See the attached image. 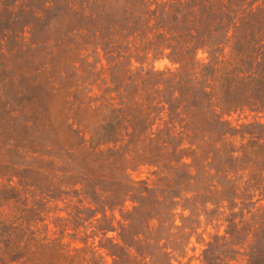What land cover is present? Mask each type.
<instances>
[{"label": "trees", "instance_id": "obj_1", "mask_svg": "<svg viewBox=\"0 0 264 264\" xmlns=\"http://www.w3.org/2000/svg\"><path fill=\"white\" fill-rule=\"evenodd\" d=\"M259 115L264 0H0V264H264Z\"/></svg>", "mask_w": 264, "mask_h": 264}, {"label": "rangeland", "instance_id": "obj_2", "mask_svg": "<svg viewBox=\"0 0 264 264\" xmlns=\"http://www.w3.org/2000/svg\"><path fill=\"white\" fill-rule=\"evenodd\" d=\"M197 57L203 56V54L200 51H197L196 53ZM90 59V58H89ZM101 62L103 63V60H101ZM142 65L143 67L147 68V67H152L153 69H163V68H173L175 65L171 64L165 57H161V58H157V59H150V54H147V57L143 58L141 63L138 62L137 60L134 59V57L130 58V67L132 69L136 68L139 65ZM98 67V64L97 66ZM244 115V113L239 115V118L237 120V122H241V121H246L249 120L250 117L249 115L247 117H242ZM230 120H234V118H236V114L231 115L230 117H228ZM258 119L262 122H264V116L263 115H259ZM234 122V121H233ZM146 173V168L142 165L138 166L137 169H135L134 171L130 172V176L133 179H138L142 176H144ZM256 196H254L253 198H255ZM254 205H260V204H264V198L260 199L259 201H254ZM70 204H74V201H70ZM53 204V203H51ZM67 201H56L55 202V207L56 210L50 211L48 213L45 214L44 216V221L47 224V236H49L50 238L56 237L57 233L55 228L52 225V218L55 215L58 216H64L66 214V212L68 211V207L66 206ZM130 206V203L128 201L124 202L122 206L120 207H116L113 209L112 214L114 216L115 219H119V214L120 212L125 211L126 209H128ZM209 207V206H208ZM219 211H222L225 209L220 208L218 209ZM176 212H179V208H177ZM106 213L108 214L109 212L106 211ZM187 211H182V214H186ZM199 219V223L197 225V227L194 229V231L191 233V235L188 237V242L186 243V245L184 246V251L181 254H176L174 256V259L172 260V264H200V251L204 246L205 241L208 239V235L213 233L214 231H217L218 233H221L224 227V223L221 222L220 219H216V220H212L210 222H206L203 215H199L198 217ZM175 223H178V217H175L174 220ZM114 235L113 232H107L105 236H111ZM80 236V235H79ZM105 236H101L99 234H96L92 237H87L85 243L81 242L79 239L76 240H70V238L68 237H64L62 239L63 242H68L69 241V246L68 248L70 249V252H72V248H78V247H86L87 249L89 248H93L96 249L97 245L99 242H101ZM100 252V254L103 255V260L105 262V264H110V258L105 255V253L101 250H97Z\"/></svg>", "mask_w": 264, "mask_h": 264}]
</instances>
